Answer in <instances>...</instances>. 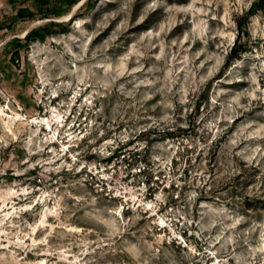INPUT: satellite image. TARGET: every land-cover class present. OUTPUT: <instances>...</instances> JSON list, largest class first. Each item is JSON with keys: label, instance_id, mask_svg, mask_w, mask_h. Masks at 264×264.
Instances as JSON below:
<instances>
[{"label": "rangeland", "instance_id": "obj_1", "mask_svg": "<svg viewBox=\"0 0 264 264\" xmlns=\"http://www.w3.org/2000/svg\"><path fill=\"white\" fill-rule=\"evenodd\" d=\"M0 264H264V1L0 0Z\"/></svg>", "mask_w": 264, "mask_h": 264}, {"label": "bare ground", "instance_id": "obj_2", "mask_svg": "<svg viewBox=\"0 0 264 264\" xmlns=\"http://www.w3.org/2000/svg\"><path fill=\"white\" fill-rule=\"evenodd\" d=\"M20 118V115L15 113V116L13 117V119H17ZM36 122H39L42 125V129L44 130H52V125H55V127L57 128L58 126H62V120L61 117L58 113H52L50 115V117H41L40 119H34ZM33 120V121H34ZM57 137L51 136L50 138H46V141L50 142V143H54L56 142ZM69 142H71L72 140H68ZM73 142V141H72ZM72 145V144H71ZM70 145H68L69 147ZM121 217V215H120Z\"/></svg>", "mask_w": 264, "mask_h": 264}, {"label": "trees", "instance_id": "obj_3", "mask_svg": "<svg viewBox=\"0 0 264 264\" xmlns=\"http://www.w3.org/2000/svg\"><path fill=\"white\" fill-rule=\"evenodd\" d=\"M262 1V0H260ZM264 1V0H263ZM235 53V47L233 46L230 51H229V54H228V57H227V61H229V59L234 55ZM227 61L225 62V64L227 63Z\"/></svg>", "mask_w": 264, "mask_h": 264}]
</instances>
